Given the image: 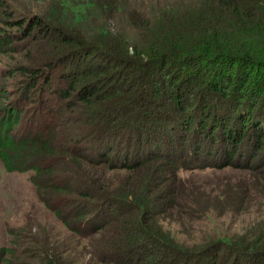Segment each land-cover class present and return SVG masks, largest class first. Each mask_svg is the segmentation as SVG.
Masks as SVG:
<instances>
[{
	"label": "trees",
	"instance_id": "obj_1",
	"mask_svg": "<svg viewBox=\"0 0 264 264\" xmlns=\"http://www.w3.org/2000/svg\"><path fill=\"white\" fill-rule=\"evenodd\" d=\"M128 1L53 0L11 23L19 35L15 39L39 38L48 52L34 64L20 65L18 97L0 114L5 168L12 171L14 162L30 160L36 172H50L47 160L60 156L52 142L59 151H66L67 144L78 152L65 161L61 187L47 192L49 197L71 194L69 207L49 206L66 220L69 237L85 239L91 264H264V218L255 222L253 234H224L191 247L164 239L151 220L179 205L200 212L198 197L187 199L189 188L178 178L191 163L251 173L248 181L230 180L223 193L198 192L207 198L225 201L229 195L236 203L264 198V0H194L188 12L151 25L141 16L146 27L136 42L117 32L106 14L127 13L135 22ZM96 6L105 12L96 16L105 24L92 35V28L82 24L94 17ZM139 25L135 22V29ZM25 100H33L32 111L21 108ZM41 111L43 122L31 123L21 135L10 133L19 127L17 118H41ZM67 111L77 114L66 116ZM64 119L75 126L61 136L64 144L46 140ZM80 134L88 143L73 147ZM20 150L27 153L20 155ZM78 159L105 165L103 174L141 167L146 175L142 192L133 195L136 185L128 175L122 193L114 192L103 179L86 174L91 170ZM70 163L76 170L67 169ZM72 172L85 174L90 183L73 187ZM118 197L123 204L115 209ZM16 241L0 247V264H16ZM29 244L37 264H77L56 246Z\"/></svg>",
	"mask_w": 264,
	"mask_h": 264
},
{
	"label": "rangeland",
	"instance_id": "obj_2",
	"mask_svg": "<svg viewBox=\"0 0 264 264\" xmlns=\"http://www.w3.org/2000/svg\"><path fill=\"white\" fill-rule=\"evenodd\" d=\"M52 1L5 0L7 4H0V33L7 35L5 36L7 39L1 38L4 37L2 35L0 36V114H5L3 110L4 106L9 102L15 101L14 99L18 97L20 89L16 85L22 77L20 70H18L20 65L27 62L34 64L39 61L41 56H44L48 52L41 49L43 45L40 44L41 40L39 38L33 41L28 40L29 37L15 39L14 37H19V35L14 32L15 27L11 23L19 19L20 15L35 13L32 11L36 8L43 6L47 8ZM130 2L131 4H129ZM130 2L128 1L127 6L133 11L132 19L140 24L137 29L134 26L135 22L131 20V15L127 13H114L112 15L106 13L112 22L113 28L117 32L119 29L123 33L122 36L128 42H136L139 39L141 27H146V24H142L144 22L141 16L147 18L149 25H151L159 21L171 19L175 15L184 14L185 11L188 12L194 5V0H130ZM95 8L93 10L94 17L82 24L88 26L90 29L92 28V35L96 34L105 24V21L101 23L100 17H96L98 16L97 14L105 16V12L99 6ZM128 21L130 22L129 25L127 24ZM123 23L125 26L122 25ZM97 24L99 25L93 27ZM24 99H29V97L26 96ZM32 101L25 100V103L21 104V108L24 111H32V104H29ZM16 106L20 105L16 103ZM41 113L43 115L41 118L35 116L34 120L30 121L25 116L17 118L16 127H19L11 129L10 133L21 135L23 132L20 131L26 127H30L31 123L37 124L38 121L43 122V117L46 116V113L44 111H41ZM51 113L50 111L48 114L51 115ZM67 113H70L69 116L77 114L67 111L66 116ZM78 116L81 117L80 114ZM73 123L74 121L71 119L69 121H65V119L60 120L52 130L54 131L52 138L48 136L46 140L50 142L51 139L52 141L64 144V142H59L62 141L61 136H66L72 131V127H75ZM86 134L88 135L89 133ZM33 138H35V135ZM78 138V142L73 147L80 148L82 144L88 143L84 141L86 137L83 134H80ZM52 145H54L52 150H55L54 152L60 156L55 157V159L51 158L47 162L42 159L46 164H49L47 171L50 172H46L48 174L44 173V171L42 172L45 175L36 172L32 167L34 162L30 160L29 163L25 162L24 164L14 162L12 164V171H8L0 157V247H10L14 238L18 240V242L16 241L17 252L13 256V261L16 264L38 263L37 258L31 253L32 245L29 244L30 241L43 242L47 246L54 247L55 250L57 249L55 246L58 247L59 251L63 252V257L66 260H73L77 264H84V262L91 264L89 263V254L83 250L85 239H77L75 235L69 237L71 231L67 228L66 220L62 219L60 214H55L49 206H57L59 202L57 207H69L70 201H72V196H69L71 194L63 193L62 195L53 191L54 194L49 197L47 192L48 188L52 190V187H61L59 181L64 177L62 169L66 167L65 161H68L73 153L78 152L73 151L72 153L70 146H67V144L66 151H59V145L54 142H52ZM81 152L83 153V151ZM18 153L22 155L23 153H27V151L20 150ZM18 153L15 155H18ZM78 160L84 162L83 160ZM70 165L71 163L67 169L74 168L70 167ZM191 165L192 167H189L190 169L184 172H181L177 168L178 173L181 172L179 174L181 177L178 178H183L185 185L189 188L186 198L190 200L198 197L199 202L202 204L201 210L198 213H193L192 208L189 207L185 209L186 211H183L182 206L179 205L175 210L169 209L165 214H158L156 218L151 219L157 230L163 234L164 239L171 237L176 241L174 244L191 247L216 237H223L224 234L233 235L245 231L250 235L256 232L258 227L255 222L260 218H264L263 197L236 203L228 198L229 195H225V201H218L213 197L207 198L205 195L198 193L199 191H204L207 194V192L214 189L220 190L219 192L223 193L228 188L225 184L230 180L245 179V181H248L251 173H243L241 169H202L193 167L192 163ZM82 166L91 170L89 172L85 170L86 174H91L95 180L99 179L101 181L103 179L104 184L117 193H122L120 187L124 186L123 182H125L124 180L127 175L136 185L137 191L133 192V195H140L143 189L140 184H143L146 180L145 172L140 170L142 168L139 166L135 170H108L106 174H103V169L107 168L105 165L92 166L84 162ZM95 167L101 169L96 171L93 169ZM50 179L53 180L52 183L49 182ZM48 182L50 185H47ZM87 182L90 183L89 178L85 174L81 175L79 172H72L69 180V183L77 188L85 185V183L87 184ZM185 185L183 182V191L186 189ZM205 197L207 200H205ZM122 204L123 199L118 197L112 205L115 209H119ZM39 231L40 236H37ZM30 234L34 236L31 238Z\"/></svg>",
	"mask_w": 264,
	"mask_h": 264
}]
</instances>
